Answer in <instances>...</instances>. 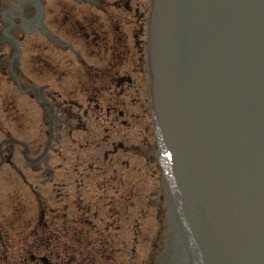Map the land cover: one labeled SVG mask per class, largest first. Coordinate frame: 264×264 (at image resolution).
<instances>
[{"label": "rangeland", "instance_id": "374dc122", "mask_svg": "<svg viewBox=\"0 0 264 264\" xmlns=\"http://www.w3.org/2000/svg\"><path fill=\"white\" fill-rule=\"evenodd\" d=\"M46 7L48 25L82 58L34 34L24 38L21 52L12 63V70L25 87L43 86V97L51 91L50 99L67 109L60 114L50 113L55 132L49 136L44 135L48 130L46 107L18 90L10 70L13 51L0 44V157L5 158H0V264H33L27 250L37 241L35 237L41 246H36L34 253L43 254L44 229L35 227L41 212L42 219L53 224L54 229L63 220L75 222L83 231V256L73 264H158L167 239V205L155 160L158 149L144 97L145 86L139 88L142 85L137 83L139 96L134 99L132 91L128 99L101 93L97 102L103 107L102 113L98 119L91 113L83 120L81 130L74 128L75 115L80 111L69 107L75 101L85 108L87 95L100 92L109 80L128 71L135 69L132 76L143 79L138 66L142 52L134 47L132 39L139 25L132 14L126 13L127 21H119L131 36L127 53L111 22L104 20L93 5L77 4L75 0H67L64 5L49 0ZM94 20L109 34V50L106 47L99 52L91 46L95 44L93 37L87 43L80 36ZM109 104L125 112L126 125L106 117L105 106ZM70 128L74 131L69 135ZM48 140L47 158L40 169L27 164V149V157L38 156ZM118 142L125 143L126 148L105 157V152ZM48 168L50 177L46 174ZM82 219L88 223L82 224ZM96 239L99 243L94 242ZM54 243L57 241L53 239L48 246L52 250ZM174 254L171 249L169 255Z\"/></svg>", "mask_w": 264, "mask_h": 264}, {"label": "water", "instance_id": "95a60500", "mask_svg": "<svg viewBox=\"0 0 264 264\" xmlns=\"http://www.w3.org/2000/svg\"><path fill=\"white\" fill-rule=\"evenodd\" d=\"M234 1L237 0H209L210 6L204 4L200 7H197V0L166 1L168 2V6L171 8V18L175 15L179 18L171 19V22L165 19L160 20L158 21L156 29L154 30V34L158 35V40L153 44L155 53L159 55L160 62L158 63L157 68L159 70H165L170 75L169 78H165L164 80H155L156 85H158L159 87H165L167 90V95L163 98V102L165 103L160 104V101L163 97V92L159 87H157L155 92L154 104V109L156 111L160 112V110L163 108V111H165L167 105L170 104H174V106H179L180 104V93L178 91V85L183 83L185 80H191V78L186 75L185 70L188 69L190 71H193V68L197 63L198 51L200 50L204 52L203 50H201V48H199V44L205 39L206 35L210 34V32L206 31L208 29L209 23L207 24L205 19L202 20L201 16H213L210 12L211 8H213L217 14V11H220L224 5L228 6ZM259 2L262 4V6H264V0H259ZM164 12H166V8L164 9ZM222 13H224V11ZM222 13L221 18L219 19V23L221 25H224L225 22L222 19ZM193 14H198L200 18V21L196 24L197 27L201 28L200 32L190 26L194 25V23L189 24V22L195 21ZM158 19L159 17H157V20ZM225 21L232 24V20ZM220 24L218 26H221ZM253 31L258 36L259 41L264 45V25L260 27L254 26ZM230 34L231 32L228 29L226 30L225 28H215L209 40L213 47L222 49L225 47V38H227ZM221 37L222 42L216 43L215 41L219 40ZM177 48H179V50H177ZM259 51V47H251L246 51L245 57L250 64H252L253 60L257 58ZM180 54L184 56V59L186 58L185 68H182L179 61L176 59ZM206 54L212 55L213 52ZM154 67H156V65H154ZM208 79L210 80V78ZM253 82H255V80H253ZM209 84L211 83L209 82ZM254 85L258 86V84ZM220 87L222 88L221 85ZM217 88H219V86H217ZM259 98L262 99L261 97ZM189 100L191 108L196 109V101H194L193 99ZM221 102L223 101L219 102L213 99L212 103L215 104L213 108L203 106L201 108V116L196 120L190 118V114L192 112H188L185 105V107L176 115L174 114V112L172 113V116L175 117L166 126L165 122H163V113H160V126L163 132L169 134L168 138H170L173 131H176L178 133L177 137H182L184 134L188 135L189 132H196L195 137L189 143L184 141L181 142L177 137L171 136L170 139L173 141V145L175 147V160L178 163L183 166L185 165L184 155L189 148L197 152L202 151L205 148V143L198 139L201 134H203V132L208 130L205 128L211 129V127L213 126L214 120L212 116L213 114H215L216 108L220 105ZM161 106L163 107L161 108ZM199 106H201V104H199ZM223 109H229V106L226 105L223 107ZM255 114L256 110L253 109L251 111V115L250 112L247 115L255 117ZM255 120L256 122H259L258 125L260 126L261 136L264 137V123L261 121L258 114L256 115ZM200 123L204 126L203 128L198 127ZM191 159L197 162L199 161L201 163V167L204 170H209V172H205L203 174L207 186H204L202 192L207 188V204L210 206V208L213 209L212 222H215L217 225H219L221 230L219 233V236L221 238V247L225 246L229 248V246L227 245H229V243L233 240H238V242L240 240L241 244H244L246 242L249 245L246 263L262 264L258 261L261 239L258 236L252 234V230L249 225L243 228L244 226L242 225L241 218L235 221L232 219V213L227 208L224 202V198H221L224 189L227 194H234L231 186V175L225 161L220 160L219 157H214L212 158V163L207 164L208 161H205L200 156H193ZM192 169L196 170V167L193 165ZM196 178H198L197 175ZM231 206L235 211H240L244 205L233 201ZM248 206H252V204L248 203ZM238 226L243 229H239ZM225 247L223 248V250L226 251L227 249ZM215 249H217V246H215ZM228 263L229 262H226L224 264Z\"/></svg>", "mask_w": 264, "mask_h": 264}, {"label": "bare ground", "instance_id": "6f19581e", "mask_svg": "<svg viewBox=\"0 0 264 264\" xmlns=\"http://www.w3.org/2000/svg\"><path fill=\"white\" fill-rule=\"evenodd\" d=\"M168 184V183H167ZM166 200H168V229H167V240L171 243V249H174L175 254L169 255L170 250L167 244V248L162 253L159 259V264H192V256L190 252V248H188V244L186 241V234L183 232L182 229L177 226L175 222L176 218L175 215L177 214V210L175 209V205L171 201L170 197L168 196L167 190L165 189L164 193ZM177 221V220H176ZM178 227V229H177ZM173 244V245H172ZM180 261H177V259Z\"/></svg>", "mask_w": 264, "mask_h": 264}, {"label": "flooded vegetation", "instance_id": "af4514ba", "mask_svg": "<svg viewBox=\"0 0 264 264\" xmlns=\"http://www.w3.org/2000/svg\"><path fill=\"white\" fill-rule=\"evenodd\" d=\"M31 4L33 5L31 7V10L33 11V18L31 20V25L34 26V27H37L39 26L40 24V21H41V12L39 10V4H38V0H31L30 1Z\"/></svg>", "mask_w": 264, "mask_h": 264}]
</instances>
